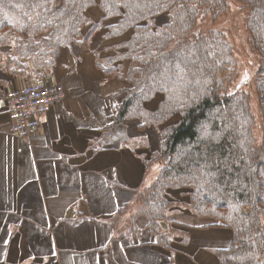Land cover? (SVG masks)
<instances>
[{"label":"trees","instance_id":"obj_1","mask_svg":"<svg viewBox=\"0 0 264 264\" xmlns=\"http://www.w3.org/2000/svg\"><path fill=\"white\" fill-rule=\"evenodd\" d=\"M95 5L102 16L93 22L86 13ZM233 13L244 57L228 30ZM107 18L117 21L104 38L122 39L102 47L96 64L125 84L107 129L139 118L163 137L161 154L147 160L160 170L136 194L129 229L178 251L162 223L187 197L205 226L231 232L230 245L215 250L220 264H264V0H0V49L11 50H0L3 70L45 74L61 48L88 43Z\"/></svg>","mask_w":264,"mask_h":264},{"label":"crops","instance_id":"obj_2","mask_svg":"<svg viewBox=\"0 0 264 264\" xmlns=\"http://www.w3.org/2000/svg\"><path fill=\"white\" fill-rule=\"evenodd\" d=\"M86 15L96 22L102 12L95 5ZM116 21L103 19L88 43L58 51L46 74L60 81L64 98L46 113L37 133L14 136L0 99V264H220L215 250L231 243L228 230L198 225L171 252L145 228L122 231L137 213L136 194L160 170L147 181L141 154L145 148L160 154L163 137L139 118L107 129L125 84L107 78L95 54L122 39L104 38L105 27ZM0 50L2 57L10 55L9 47ZM3 62L0 82L9 90L16 75L3 70ZM124 206L128 209L118 218Z\"/></svg>","mask_w":264,"mask_h":264},{"label":"built area","instance_id":"obj_3","mask_svg":"<svg viewBox=\"0 0 264 264\" xmlns=\"http://www.w3.org/2000/svg\"><path fill=\"white\" fill-rule=\"evenodd\" d=\"M64 98V89L57 81L39 76L30 83L0 92L7 109L9 131L18 138H28L40 130L47 112Z\"/></svg>","mask_w":264,"mask_h":264},{"label":"rangeland","instance_id":"obj_4","mask_svg":"<svg viewBox=\"0 0 264 264\" xmlns=\"http://www.w3.org/2000/svg\"><path fill=\"white\" fill-rule=\"evenodd\" d=\"M240 18L241 17L237 13H233L231 15L230 20H229L230 26H229L228 30H229V32L231 34L234 35L235 38H237L236 41L234 42L236 51L238 52L240 57H244L245 56V51H244L243 48H245V44H244L245 37H243L242 32L240 30V27H241L240 26ZM246 50H249V49L247 48ZM251 55L252 54H250V56ZM4 62H5V60H4ZM241 64H242V67L245 69L246 68L245 63L242 61ZM5 73L8 74L7 72H5ZM44 73L45 74L38 73V72H36L35 74L32 73L29 76H26V79H22V74L16 75L15 77H13V86H9V87H13V88H11L9 90H12V89H15L17 87H20V86L16 87V85H18L21 81H27V83H28V81L30 79H32V78L34 79V78H36L38 76L47 75L46 74L47 72H44ZM3 77L4 76L2 74H0V79H2ZM2 83H5V82H2ZM2 83L0 82V92L5 90V88H6V86H4V84L2 85ZM27 83L25 82V84H27ZM25 84H23V85H25ZM9 87H7V88H9ZM5 91H7V90H5ZM144 140H146V138L138 139V142H141V141H144ZM134 142L135 141L131 140L130 143H129V146L132 147ZM145 146H147V142L146 141H145ZM139 150H140V152H142L143 147L141 146ZM151 154H153V152L150 149H148V148H145L143 153L141 154L142 157H143V160H144V164L147 167V170H146V173H145L146 174V179H147V181H150V182L152 181L153 173L158 168L161 167V163H160L159 160L147 161V160H149ZM169 195L173 196V197L177 196L176 192L175 193L174 192H170ZM177 200H180V201L174 202L173 206L169 209V211H167L168 222H167V218H166V222L162 223V225H163V230L165 232L164 234L166 236H170L172 238L178 237L180 239V241H183V238H184V236L186 235L187 232L183 233V231H179L178 230L179 228H188L187 230H189V229H194L198 225L205 226L206 223H207V221H206L207 219L199 217V216L195 215L193 211H191L190 205L187 203L188 202L187 201V197H181L180 196V197H178ZM137 208H139V204H138ZM127 209H128V207L126 206L125 212L127 211ZM125 212L122 213L121 216L125 215ZM121 216H119L118 218H120ZM132 219H133V217L131 219H129V221L127 219H125L126 221H128L127 225L130 224ZM187 219L189 220V222H187L188 224L182 222V220L184 221V220H187ZM128 228H129V226H126V228H122V231L123 230L125 231ZM224 229H226V228H224ZM226 230H228V229H226ZM228 231L230 232V230H228ZM230 234H231V232H230Z\"/></svg>","mask_w":264,"mask_h":264}]
</instances>
